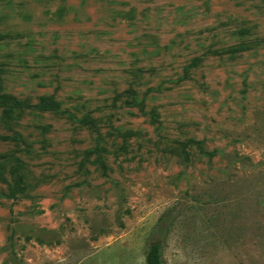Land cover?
<instances>
[{
  "label": "rangeland",
  "instance_id": "rangeland-1",
  "mask_svg": "<svg viewBox=\"0 0 264 264\" xmlns=\"http://www.w3.org/2000/svg\"><path fill=\"white\" fill-rule=\"evenodd\" d=\"M152 244L264 264V0H0V264Z\"/></svg>",
  "mask_w": 264,
  "mask_h": 264
},
{
  "label": "trees",
  "instance_id": "trees-1",
  "mask_svg": "<svg viewBox=\"0 0 264 264\" xmlns=\"http://www.w3.org/2000/svg\"><path fill=\"white\" fill-rule=\"evenodd\" d=\"M203 154L204 151L200 149ZM145 264H161V246L159 244H152L145 256Z\"/></svg>",
  "mask_w": 264,
  "mask_h": 264
}]
</instances>
